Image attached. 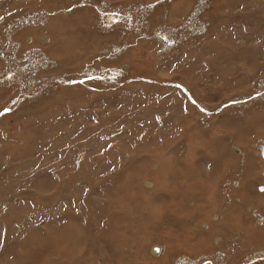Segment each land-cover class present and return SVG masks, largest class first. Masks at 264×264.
<instances>
[{
	"label": "rangeland",
	"instance_id": "obj_1",
	"mask_svg": "<svg viewBox=\"0 0 264 264\" xmlns=\"http://www.w3.org/2000/svg\"><path fill=\"white\" fill-rule=\"evenodd\" d=\"M0 113V264H264V0H0Z\"/></svg>",
	"mask_w": 264,
	"mask_h": 264
},
{
	"label": "flooded vegetation",
	"instance_id": "obj_2",
	"mask_svg": "<svg viewBox=\"0 0 264 264\" xmlns=\"http://www.w3.org/2000/svg\"><path fill=\"white\" fill-rule=\"evenodd\" d=\"M263 148H264V145H262V147H261V155H262V151H263ZM263 156V155H262ZM258 264V263H257Z\"/></svg>",
	"mask_w": 264,
	"mask_h": 264
},
{
	"label": "snow or ice",
	"instance_id": "obj_3",
	"mask_svg": "<svg viewBox=\"0 0 264 264\" xmlns=\"http://www.w3.org/2000/svg\"><path fill=\"white\" fill-rule=\"evenodd\" d=\"M5 111H7V109ZM0 114H2V113H0ZM0 243H2V240H0Z\"/></svg>",
	"mask_w": 264,
	"mask_h": 264
},
{
	"label": "water",
	"instance_id": "obj_4",
	"mask_svg": "<svg viewBox=\"0 0 264 264\" xmlns=\"http://www.w3.org/2000/svg\"><path fill=\"white\" fill-rule=\"evenodd\" d=\"M262 152H263V156H264V148H263V151Z\"/></svg>",
	"mask_w": 264,
	"mask_h": 264
}]
</instances>
